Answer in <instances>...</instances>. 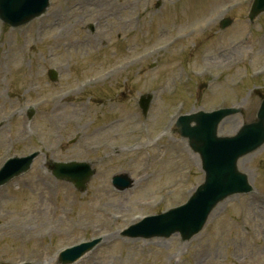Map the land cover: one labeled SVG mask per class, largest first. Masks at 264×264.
I'll return each mask as SVG.
<instances>
[{
  "label": "rangeland",
  "instance_id": "1",
  "mask_svg": "<svg viewBox=\"0 0 264 264\" xmlns=\"http://www.w3.org/2000/svg\"><path fill=\"white\" fill-rule=\"evenodd\" d=\"M157 1L57 0L46 23L13 30L0 22V167L42 152L0 188V264H57L62 249L98 237L101 246L76 264H264V146L239 162L254 192L220 203L192 240L121 236L185 204L204 181L199 156L175 131L180 114L241 107L219 128L233 136L264 97V15L249 22L253 0H162L161 13ZM224 13L235 24L221 30ZM89 23H97L94 33ZM160 44V57L125 67ZM116 65L122 74L112 82L77 87ZM50 69L60 70L55 83ZM143 94L155 97L147 118ZM51 160L90 162L97 175L81 194L52 177ZM117 175H128L131 187H114Z\"/></svg>",
  "mask_w": 264,
  "mask_h": 264
},
{
  "label": "water",
  "instance_id": "2",
  "mask_svg": "<svg viewBox=\"0 0 264 264\" xmlns=\"http://www.w3.org/2000/svg\"><path fill=\"white\" fill-rule=\"evenodd\" d=\"M49 0H0V18L13 26L23 25L31 19L40 16L48 7ZM264 11V0H256L252 16ZM227 23V22H226ZM228 25V24H225ZM150 99L144 98L142 106L147 113ZM238 110H220L213 114H199L184 117L178 126L182 134L191 139L192 147L201 153L207 180L201 186L189 203L169 214L150 218L133 226L124 235L130 237H170L180 232L184 240L192 238L204 227L209 215L218 203L227 197L249 193L252 187L247 177L237 170L238 159L257 149L264 144V103L258 114V121L246 125L240 133L232 139H223L217 136L220 121L228 115L237 113ZM196 122L195 128L191 122ZM14 159L0 173V184L7 183L10 179L29 170L34 158ZM53 173L58 179L75 183L76 187L84 192L86 183L94 171L88 164H63L55 165ZM115 182L126 187L129 181L117 178ZM98 241L82 245L74 250L64 253L59 262L69 264L93 248Z\"/></svg>",
  "mask_w": 264,
  "mask_h": 264
}]
</instances>
